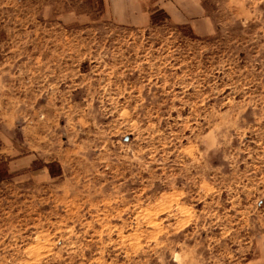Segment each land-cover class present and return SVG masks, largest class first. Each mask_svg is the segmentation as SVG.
Here are the masks:
<instances>
[{"label": "rangeland", "instance_id": "obj_1", "mask_svg": "<svg viewBox=\"0 0 264 264\" xmlns=\"http://www.w3.org/2000/svg\"><path fill=\"white\" fill-rule=\"evenodd\" d=\"M144 5L0 0V264H264V0Z\"/></svg>", "mask_w": 264, "mask_h": 264}, {"label": "crops", "instance_id": "obj_2", "mask_svg": "<svg viewBox=\"0 0 264 264\" xmlns=\"http://www.w3.org/2000/svg\"><path fill=\"white\" fill-rule=\"evenodd\" d=\"M147 0H104V5L111 12L114 22L121 25L145 26L149 22ZM198 16H180L178 23L185 24Z\"/></svg>", "mask_w": 264, "mask_h": 264}, {"label": "trees", "instance_id": "obj_3", "mask_svg": "<svg viewBox=\"0 0 264 264\" xmlns=\"http://www.w3.org/2000/svg\"><path fill=\"white\" fill-rule=\"evenodd\" d=\"M158 13H163V12L160 11V12H158ZM156 14H157V12H155L154 14H152V16L150 17L152 24H155V23H156V22H155Z\"/></svg>", "mask_w": 264, "mask_h": 264}]
</instances>
